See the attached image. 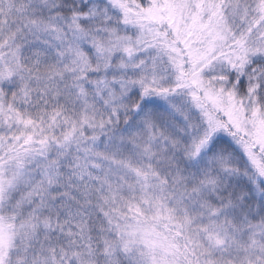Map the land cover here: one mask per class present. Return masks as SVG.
<instances>
[{
    "label": "snow or ice",
    "instance_id": "obj_1",
    "mask_svg": "<svg viewBox=\"0 0 264 264\" xmlns=\"http://www.w3.org/2000/svg\"><path fill=\"white\" fill-rule=\"evenodd\" d=\"M0 264H264V0H0Z\"/></svg>",
    "mask_w": 264,
    "mask_h": 264
}]
</instances>
